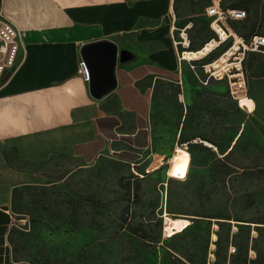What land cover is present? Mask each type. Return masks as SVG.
<instances>
[{"label":"crops","instance_id":"0c3cea01","mask_svg":"<svg viewBox=\"0 0 264 264\" xmlns=\"http://www.w3.org/2000/svg\"><path fill=\"white\" fill-rule=\"evenodd\" d=\"M194 2L203 3L209 22L206 0H0V14L17 29L20 44L16 67L0 84V264H28L15 245L20 229L14 225L31 215L19 205L27 190L63 182L105 159L139 170L148 166L143 177L150 178L178 146L191 97L230 93L225 79L201 84L195 74L205 78L200 66L213 60L218 47L179 61L181 52H196L213 36L209 26L207 33L194 29ZM221 4L246 10L245 18L227 21L238 46L252 35L264 36V0ZM180 31L183 45L177 43ZM98 40L116 46V86L102 98L90 94L80 57L83 44ZM230 43L231 38L223 44ZM239 50L245 81V55L264 49ZM241 106L252 110L255 104L247 96ZM170 114L171 139L161 133ZM62 166L65 173L51 179ZM164 174L169 179L166 169ZM148 264H169L167 252L156 250Z\"/></svg>","mask_w":264,"mask_h":264},{"label":"rangeland","instance_id":"374dc122","mask_svg":"<svg viewBox=\"0 0 264 264\" xmlns=\"http://www.w3.org/2000/svg\"><path fill=\"white\" fill-rule=\"evenodd\" d=\"M202 5L193 3L192 23L194 29L207 33ZM227 46H219L210 58L219 57ZM245 56V91L236 96L252 98L254 109H244V99L236 101L229 91L191 97L185 138L194 139L183 144L190 155L178 143L164 158L165 162L170 158L169 163L150 178L143 177L148 166L139 170L105 159L77 169L63 182L47 181L51 184L27 190L19 205L31 213V227L19 231L15 245L28 264H148L150 254L160 250L169 257L166 248L172 247L192 253L199 262L204 257L203 243L195 240L192 246L189 238H177L188 225L203 229L207 221L199 215L228 218L232 228L235 223H250L253 238L257 235L253 226H260L262 237L253 243L264 248V53ZM174 106L171 102L168 113ZM174 120L172 114L164 117L163 137L174 135ZM64 167L59 176L50 178L59 179ZM123 218L136 234L122 228ZM211 219L214 230L215 219ZM162 230L173 237L162 239ZM241 239L245 236L236 241ZM213 250L209 244L207 264ZM249 255L253 256L251 250Z\"/></svg>","mask_w":264,"mask_h":264},{"label":"built area","instance_id":"2783aa9c","mask_svg":"<svg viewBox=\"0 0 264 264\" xmlns=\"http://www.w3.org/2000/svg\"><path fill=\"white\" fill-rule=\"evenodd\" d=\"M222 1L223 0H206V5L204 6V13L209 18L208 26L214 34V37L210 39V41L215 40L217 43L216 47H218L221 44L227 42L231 38V43L227 47V48H231L235 42V39L234 36H232V34H230L228 30L227 21L241 20L245 18L246 12L242 9H235L228 7L224 8L221 4ZM183 35H184L183 31H180L179 36L182 39V41H178L177 43L181 45L185 44ZM239 46L241 47L242 53L244 51H262V49H264V36H258V35L251 36L248 41L242 40ZM19 49H20V44H19V34L17 29L2 14H0V84L2 83L4 73L7 70L12 71L16 67V58ZM234 52L238 53V51H234ZM181 53L182 54L179 58V61L181 60V58H183V52ZM232 59L234 60L236 59V57H233ZM241 60L242 57L238 58L237 60H234L236 61L238 66L235 65L236 63H232L233 66L231 65L226 70H223L222 74H215L213 68H211L212 70L208 68L209 64H202L200 66L203 73L205 74V78L202 79L199 77L197 73L195 74L198 78V81L201 84H206L207 80L210 77L214 79H222L224 76H226L230 88V95L232 96V98L236 99L237 98L236 95L238 93H243L245 91V81L241 71ZM81 65L84 66L83 62H81ZM190 68L195 72L196 65L192 64L190 65ZM231 70L232 72H230ZM84 71L87 79L88 72L85 67H84ZM229 73L231 75H229ZM180 146L186 150L185 145L182 144ZM148 172L149 170H145V174H147ZM133 173L140 177L143 176L134 171ZM163 217L164 214L162 215V219L164 221ZM14 225L20 230L27 231L29 230L30 227V221L27 218L18 219L14 223ZM162 237L166 239V238H170L171 235L166 233L164 230H162ZM231 251H233V249H231Z\"/></svg>","mask_w":264,"mask_h":264},{"label":"trees","instance_id":"16d2710c","mask_svg":"<svg viewBox=\"0 0 264 264\" xmlns=\"http://www.w3.org/2000/svg\"><path fill=\"white\" fill-rule=\"evenodd\" d=\"M222 6L224 8L228 7L223 4ZM232 8H235V7H232ZM213 37H214V34L210 39H212ZM222 53L223 51L220 53V55ZM217 58H218L217 56L214 57L212 61L216 60ZM187 113H188V109H187L186 115ZM185 119H186V116H185ZM185 135H186L185 124L183 122L181 129L179 131V137H178L179 145L185 144L184 142H188L194 139V138L186 139ZM201 139L204 141H209L207 140V138H201ZM186 150L190 155L188 147H186ZM199 216H200L199 218L200 220L207 221L203 229L197 230V229L192 228L191 225H188L180 234H178L177 238H182V239L189 238L190 241L193 243L192 246L195 245V240L201 241L204 245V257L202 258L201 261L196 262L194 259V255L192 253L190 252L183 253V252H180L178 248L172 247L170 248L172 252H170L169 254V264H207L208 262H207L206 252L208 250L209 244L214 245V250L212 252L213 257L210 258L211 264H264V248H258L253 243L262 237V232H261L262 229L260 226H253V230L256 231L257 233L256 237L253 238L250 236V230H251L250 223H247V224H244L242 222L240 224L235 223V225L233 226L236 228V230L235 229L233 230V228L230 225V221H228V218L211 217L207 215H199ZM211 218L215 219L214 224L217 226V228H215L214 230H211V221H212ZM248 222H251V221H248ZM122 223H123V227H122L123 229L128 230L132 234H136L137 230L135 228H132V229L129 228V224L125 221V218H123ZM253 223L259 224L260 222H253ZM30 227H31V221H30ZM34 229H36V227H34ZM212 234L216 236V239L213 242L211 241ZM240 235L245 236V240L241 239L240 241H236V238H238ZM140 237L144 238V234H142V236ZM172 237L173 236H171L170 238ZM170 238H166V239H170ZM249 240L252 241V244L250 246L248 245ZM231 249H233V251H231ZM250 250L253 252V256L249 255Z\"/></svg>","mask_w":264,"mask_h":264},{"label":"water","instance_id":"95a60500","mask_svg":"<svg viewBox=\"0 0 264 264\" xmlns=\"http://www.w3.org/2000/svg\"><path fill=\"white\" fill-rule=\"evenodd\" d=\"M80 57L88 72V88L94 98H102L116 86L114 67L116 46L109 40L83 44ZM84 67V66H83Z\"/></svg>","mask_w":264,"mask_h":264},{"label":"bare ground","instance_id":"6f19581e","mask_svg":"<svg viewBox=\"0 0 264 264\" xmlns=\"http://www.w3.org/2000/svg\"><path fill=\"white\" fill-rule=\"evenodd\" d=\"M234 39H235V42L231 48H227L226 50H224L223 53L216 60L209 63L208 68H210V70H212L211 68H213L215 74H222L223 70H226L231 65L233 66L232 63H236V61H233V62L231 61L233 57H236L237 59L241 57V53L239 51V46H238L239 39L236 37ZM216 46H217L216 41L211 40L205 46H203V48H201L200 50L196 52L184 51L183 58L184 59H192V58H197V57L200 58V56L206 55L210 53L213 49L217 48ZM234 51H238V53H235ZM237 59H234V60H237ZM235 65L238 66L237 63ZM234 76H237V75H234ZM246 97L247 96L245 95H239L237 96L236 101L242 100Z\"/></svg>","mask_w":264,"mask_h":264}]
</instances>
